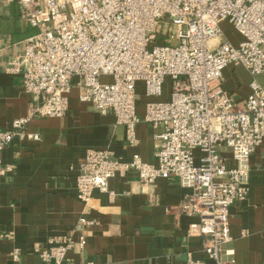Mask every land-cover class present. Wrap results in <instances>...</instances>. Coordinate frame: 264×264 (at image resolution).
<instances>
[{
	"label": "built area",
	"instance_id": "built-area-1",
	"mask_svg": "<svg viewBox=\"0 0 264 264\" xmlns=\"http://www.w3.org/2000/svg\"><path fill=\"white\" fill-rule=\"evenodd\" d=\"M1 1L16 2L20 18L35 29L9 69L20 75L24 92L37 103L0 129V176L12 171L1 161L3 149L15 138L38 140V133L27 130L28 121L63 116L73 85L80 101L101 114L111 113L125 127L127 144L136 146L141 120L136 84L143 83L147 97H158L169 80L167 100L145 103L143 120L155 129L156 162L138 155L122 161L108 149L89 148L76 176V197L86 204L97 189L113 199L109 180L130 170L142 185L174 177L188 189L180 210L199 219L191 230L208 236L204 253L214 264H236L229 246V206L249 192V159L264 140V88L251 79L246 97L236 101L221 77L229 64L243 66L252 76L264 75V0ZM164 17L173 33L167 42L154 44ZM222 21L242 37L237 44L222 37ZM223 147L233 166L227 165ZM78 222L94 221L80 217ZM48 242L34 246L39 264H72L66 252L85 239L65 235ZM10 256L16 261L19 250ZM185 264L203 262L187 252Z\"/></svg>",
	"mask_w": 264,
	"mask_h": 264
},
{
	"label": "crops",
	"instance_id": "crops-1",
	"mask_svg": "<svg viewBox=\"0 0 264 264\" xmlns=\"http://www.w3.org/2000/svg\"><path fill=\"white\" fill-rule=\"evenodd\" d=\"M220 26L222 37L233 44L241 40L230 23L222 21ZM34 31L20 18L16 2L0 0V129L9 128L37 103L24 92L20 75L9 69ZM251 79L264 88V75L252 76L243 66L229 64L221 82L227 93L241 101ZM136 91V114L141 119L136 125V146L127 144L125 127L116 124L111 113L101 114L80 101L79 89L73 85L63 116H34L28 121L27 130L38 133V140L15 138L3 149L1 161L12 171L0 176V264H39L34 246L65 235L85 239L82 246L66 252L72 264H185L187 252L203 264H214L203 251L208 236L190 228L198 217L180 210L188 189L174 177L142 185L130 170L109 180L113 199L97 189L86 204L76 197V176L89 148L108 149L122 161L138 155L145 162H156L155 129L143 120L145 103L167 100L170 81H165L158 97H147L142 82H137ZM221 150L227 165L233 166L229 149ZM249 163L248 195L229 206V246L234 248L236 264H264V140ZM80 217L94 222L81 224ZM15 248L19 257L13 261L10 254Z\"/></svg>",
	"mask_w": 264,
	"mask_h": 264
},
{
	"label": "rangeland",
	"instance_id": "rangeland-1",
	"mask_svg": "<svg viewBox=\"0 0 264 264\" xmlns=\"http://www.w3.org/2000/svg\"><path fill=\"white\" fill-rule=\"evenodd\" d=\"M168 25H170V21L164 17L161 19V23L157 26V39L154 41L155 43H162V42H167L173 33V28L170 27L168 30Z\"/></svg>",
	"mask_w": 264,
	"mask_h": 264
},
{
	"label": "water",
	"instance_id": "water-1",
	"mask_svg": "<svg viewBox=\"0 0 264 264\" xmlns=\"http://www.w3.org/2000/svg\"><path fill=\"white\" fill-rule=\"evenodd\" d=\"M102 210H108V211H109V210H110V208H107V209L103 208Z\"/></svg>",
	"mask_w": 264,
	"mask_h": 264
}]
</instances>
